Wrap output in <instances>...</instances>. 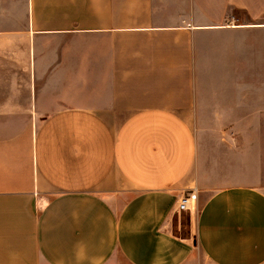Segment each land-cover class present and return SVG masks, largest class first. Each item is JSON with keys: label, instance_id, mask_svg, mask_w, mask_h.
I'll return each mask as SVG.
<instances>
[{"label": "crops", "instance_id": "obj_1", "mask_svg": "<svg viewBox=\"0 0 264 264\" xmlns=\"http://www.w3.org/2000/svg\"><path fill=\"white\" fill-rule=\"evenodd\" d=\"M260 120L264 0H0V264H264L197 129Z\"/></svg>", "mask_w": 264, "mask_h": 264}, {"label": "rangeland", "instance_id": "obj_2", "mask_svg": "<svg viewBox=\"0 0 264 264\" xmlns=\"http://www.w3.org/2000/svg\"><path fill=\"white\" fill-rule=\"evenodd\" d=\"M202 167L209 186L214 189L230 184H249L264 191V120L228 124H201ZM175 224L181 235L192 236L194 214L183 211ZM191 238L194 240L195 235ZM197 264H211L196 246Z\"/></svg>", "mask_w": 264, "mask_h": 264}, {"label": "built area", "instance_id": "obj_3", "mask_svg": "<svg viewBox=\"0 0 264 264\" xmlns=\"http://www.w3.org/2000/svg\"><path fill=\"white\" fill-rule=\"evenodd\" d=\"M197 203L198 197L193 190L190 193L182 195V197L177 202L176 210L178 212H183L184 210L193 211L197 207Z\"/></svg>", "mask_w": 264, "mask_h": 264}]
</instances>
